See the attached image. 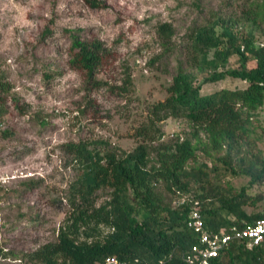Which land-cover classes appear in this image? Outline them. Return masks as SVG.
Segmentation results:
<instances>
[{
	"label": "trees",
	"instance_id": "1",
	"mask_svg": "<svg viewBox=\"0 0 264 264\" xmlns=\"http://www.w3.org/2000/svg\"><path fill=\"white\" fill-rule=\"evenodd\" d=\"M82 1L93 10L106 7L100 0ZM251 6L243 14L245 34L231 19H217L190 30L186 43L188 63L204 74L202 84L230 78L245 86L202 94L195 74L178 66L166 99L151 105L136 127L131 150L102 139L63 144L76 173L67 191V214L56 240L23 254L21 262L103 264L112 256L126 264H187L183 254L197 241L187 227L193 210L213 232L232 225L243 228L264 217V205L257 214L247 215L245 210L264 200L263 193L251 192L264 184V159L255 152V134L264 123L257 115L264 109V47L256 44L255 31L264 21V10L256 9L249 18ZM156 34L164 51H170L172 26L163 23ZM69 39L70 70L94 89H111L97 76L112 63L113 52L98 40L74 34ZM232 57L237 59L234 68L228 66ZM251 61L254 66L248 67ZM130 87L131 76L125 72L117 89L127 94ZM10 90L0 73L1 138L12 134L2 129L11 105L25 114ZM168 119L184 121L191 129L188 137L165 142L160 125ZM241 177L248 183L235 188L232 181ZM31 183L26 186L34 188ZM0 256L16 257L2 250ZM210 264H264V240L252 247L231 242Z\"/></svg>",
	"mask_w": 264,
	"mask_h": 264
},
{
	"label": "rangeland",
	"instance_id": "2",
	"mask_svg": "<svg viewBox=\"0 0 264 264\" xmlns=\"http://www.w3.org/2000/svg\"><path fill=\"white\" fill-rule=\"evenodd\" d=\"M100 1L106 7L93 10L82 0H0V73L25 110L19 114L11 105L2 129L12 134L0 137V250L16 256H0V264H25L19 260L23 254L56 240L68 211V187L76 177L63 144L102 139L131 150L136 127L151 105L166 99L178 66L195 74L202 94L245 86L230 78L202 84L204 74L188 63L186 43L190 30L217 19H231L245 34L243 14L251 3L249 18L263 11L264 0ZM163 23L173 29L170 51H164L156 34ZM70 34L98 40L113 52L112 63L97 76L111 89H94L70 70ZM255 39L264 47V21ZM228 66H237L236 57ZM125 72L131 76V91L122 94L117 87ZM257 115L264 119V109ZM160 126L165 142L186 138L191 131L173 119ZM255 140V152L264 159V123ZM29 183L35 187L28 188ZM247 183L244 177L232 181L235 188ZM251 192L264 194V184ZM165 199L174 202L171 196ZM263 205L264 200L245 208L247 215L262 212Z\"/></svg>",
	"mask_w": 264,
	"mask_h": 264
},
{
	"label": "built area",
	"instance_id": "3",
	"mask_svg": "<svg viewBox=\"0 0 264 264\" xmlns=\"http://www.w3.org/2000/svg\"><path fill=\"white\" fill-rule=\"evenodd\" d=\"M187 227L196 234V243L183 254L187 264H210L220 251L231 242H244L249 247L257 246L264 240V217L253 224L238 228L235 225L217 232L206 230L202 217L197 210L190 213ZM103 264H126L116 257H107Z\"/></svg>",
	"mask_w": 264,
	"mask_h": 264
}]
</instances>
